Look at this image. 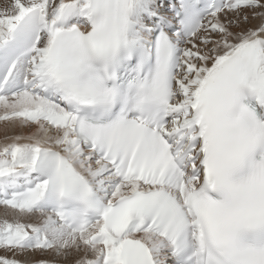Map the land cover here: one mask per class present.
<instances>
[{"label": "snow or ice", "instance_id": "snow-or-ice-1", "mask_svg": "<svg viewBox=\"0 0 264 264\" xmlns=\"http://www.w3.org/2000/svg\"><path fill=\"white\" fill-rule=\"evenodd\" d=\"M0 121V264H264V0H0Z\"/></svg>", "mask_w": 264, "mask_h": 264}, {"label": "bare ground", "instance_id": "bare-ground-1", "mask_svg": "<svg viewBox=\"0 0 264 264\" xmlns=\"http://www.w3.org/2000/svg\"><path fill=\"white\" fill-rule=\"evenodd\" d=\"M260 23L259 19H252L250 20L249 23H246L243 25L244 28H251V27H255L256 25H258ZM5 130H6V122L0 121V145H2L5 142ZM19 129H11V128H7V134L8 135H15V134H19ZM21 259H31L33 261H37V260H54L55 257L53 254L45 252V253H40V252H36V253H30L28 254L27 257L21 256ZM75 260V256H69L66 259H61L60 261L57 262V264H73Z\"/></svg>", "mask_w": 264, "mask_h": 264}]
</instances>
